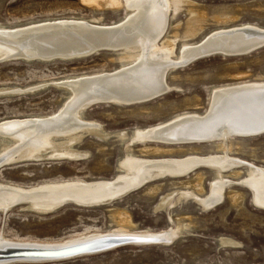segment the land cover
<instances>
[{"label":"rangeland","instance_id":"rangeland-1","mask_svg":"<svg viewBox=\"0 0 264 264\" xmlns=\"http://www.w3.org/2000/svg\"><path fill=\"white\" fill-rule=\"evenodd\" d=\"M192 2L203 7L209 14L204 28L196 36L188 38L193 43L203 38L205 41L226 27L240 24L264 26V0ZM95 3L93 0H0V26L7 31L3 35L13 36H0V47L9 46L11 50V53L4 56L1 55L3 50L0 49V124L8 119L54 115L62 107L65 98L62 90L56 86L80 77L119 69L120 63L117 59L114 60V52L105 48L80 57L49 58L47 55L51 48L46 51L34 45L32 49L31 44L19 47L18 43L12 45L10 42H17L16 34L22 35L26 29L55 26L57 21L63 19L96 20L97 26L111 27L124 21L128 15V10L123 7H111L109 3L99 6ZM223 8L224 11H221ZM231 10L234 14L229 12ZM219 14L220 17L217 16ZM187 15L188 12L183 7L167 22L169 25L180 23L183 32ZM228 18L231 19L227 20ZM168 31H171V28ZM35 34L37 33H30L33 35L30 37H39ZM181 41L184 40L176 41L179 49L183 46ZM13 53L21 55L10 57ZM176 70V76H168L173 86L162 95L139 105L133 103L124 107L113 103H100L90 107L87 116L113 133L130 131L139 126L159 125L184 113L207 114L210 111L213 87L256 82L262 78L259 75L264 76V46L241 55H207L191 60ZM20 91L27 93L21 94ZM141 106L145 108L142 109ZM115 139L111 137L109 141H105L96 136H85L79 146L89 152L86 158L30 160L3 166L0 169V182L33 187L50 182L114 179L118 174V163L123 157V149L119 147L121 143H114ZM161 144L148 143L159 146ZM99 145H105V151L99 150ZM247 145L251 150L232 155L258 167H264V132L250 135ZM142 146L141 143H135V152L140 153L139 148ZM252 150L257 158L251 154ZM211 153L216 155L218 152ZM211 153L205 148L196 153L175 151L174 155L153 154L148 155V158L180 159L188 156L205 157ZM203 166L204 164L198 165L195 169L209 171L204 175L206 178L203 180L202 190L207 193L200 192L207 201L208 196L213 194L210 187L214 178L210 170ZM226 178V187L222 190L221 199L209 208L202 207L195 197L190 196L197 194L190 188L194 182L192 176L186 175L175 180L167 177L154 178L119 199L107 204H96L97 206L69 202L49 212L25 210L19 205L8 208L6 212L1 210L0 237L27 241L62 242L93 232H108L116 227L111 213L116 207L129 211V219L138 231L163 232L183 227L180 233L168 241L128 243L105 251L48 262L5 264H264V207L257 205L253 199L255 194L259 195L264 190L249 189V186L242 183L243 180L246 181L245 175ZM155 183H160L161 187L155 194H148L147 184ZM187 185L190 187L186 188ZM234 189L239 195L236 201L230 199V193L236 192ZM170 193L174 195H171L170 202L165 203L166 208L163 206L158 210L164 196ZM180 197L182 198L178 199Z\"/></svg>","mask_w":264,"mask_h":264},{"label":"bare ground","instance_id":"bare-ground-1","mask_svg":"<svg viewBox=\"0 0 264 264\" xmlns=\"http://www.w3.org/2000/svg\"><path fill=\"white\" fill-rule=\"evenodd\" d=\"M93 1L99 6L109 3L111 7H123V9L128 10V15L124 21H120L111 27L97 26L95 24L96 20L63 21V19L57 21L54 24L55 26H51V28L58 29L60 30L58 32L65 35H60L57 32L38 35L39 37L27 35L21 42H18L20 41L19 37L24 35L23 32L22 35L21 33L16 34L18 46L24 47L31 44L32 49L35 45L47 51L49 48L54 49L60 46V43H64V46L70 44L68 49L71 51L97 45H107L108 47L105 49L114 52V60L117 59L120 63L119 69L114 70V72H101L84 76H95L90 80L80 77L67 84H64V82L62 85L58 84L60 86L56 87L62 90L61 92L65 98L62 107L54 115H38L3 121L0 124V169L3 166L30 160L63 158L77 160L86 158L89 156V152L84 151L79 146L85 136H96L105 141H109L113 137L116 138L113 140L114 143L116 141L120 142L119 147L121 150L123 149V157L118 163V174L116 176L118 181L111 183L109 179H81L50 182L33 187L0 182V211L3 209L6 212V209L14 204L19 205L22 209L37 212L53 211L69 202L84 204V206L107 204L123 197L128 193L127 190L132 187H139L154 178L167 177L175 180L186 175L188 177L192 176L194 181L193 184L192 181L189 182L192 185L191 187L187 185L186 188H193L192 190L197 194L196 196L194 194L189 195L195 197L197 203H200L204 208L213 206L221 199L222 190L227 182L226 176L242 177V175H245L246 181L243 180L242 183L249 186V189L264 190V167H258L256 164L247 161L244 163L245 160L232 155V153L247 152L249 149L247 145L249 136L264 132L261 131L264 130L263 75H259L262 78L256 80V82L213 87L211 90L210 111L204 115L200 112L184 113L159 125L139 126L130 131L124 130L113 133L108 132L100 123L90 120L87 116V110L100 103H113L120 107L133 103L139 105V103L147 101L145 98H148V96L156 95L166 88L171 89L173 84L169 82L168 76H176L174 71L177 67H182L191 60L207 56L201 55L204 52L214 50L217 52H213L211 55L233 56L247 54L258 49V47L252 48L264 42V26L240 24L230 28L226 27L218 30L205 41H203L205 39L203 38L193 43L188 38L196 36L204 28L203 25L209 15L203 7L196 3L193 4V0ZM181 7L182 9L185 7L188 12L183 32L180 23L169 25L167 22L168 19L170 22V18L176 16L178 10H182ZM221 11H224V8ZM217 16L220 17V14ZM229 19L231 18L227 20ZM169 26L171 31H168ZM67 29L73 34L66 33ZM5 32L7 31L0 26V36ZM3 36L13 37L12 35ZM179 39L184 40L181 41L183 46L180 49L177 48L176 42ZM64 46L60 47L64 48ZM0 49L3 50L2 54L0 53L1 55L5 56L11 53L9 46L3 47L2 45ZM49 54H51V51ZM49 54L47 56L50 58L51 55ZM229 87L235 88L227 90ZM26 93L27 91L21 94ZM100 97L105 99L101 100ZM196 101L197 97L195 104ZM144 108L143 106L142 109ZM135 143L143 144L139 148L140 153L135 152ZM148 143L166 145H148ZM169 144H186V146H170ZM105 148V145L98 146V149L102 152L105 151ZM205 148L210 153L217 151L218 155L211 153L205 157L188 156L180 159L162 157V159L151 160L148 158V155L173 154L175 151L185 153L195 151L196 153L197 151H203ZM251 154L254 158H257L253 150ZM201 164H204L210 170L214 178L210 187L213 194L208 196L207 201L202 196L203 193L207 192L202 190L206 178H204V175L209 171L203 169L197 171L195 168ZM147 185L146 192L148 194H155V191L161 187L160 183ZM171 195L174 194L170 193L164 196L163 202L158 205L159 207L157 206L158 210L165 203L170 202ZM230 195V199L233 201H236L239 197L237 191L231 192ZM253 199L257 205L264 207V191L260 192L259 195L255 194ZM111 213L116 227L113 228L111 225L113 229L108 232L133 233L137 229L129 219L130 214L127 209L116 207ZM182 228L165 230L159 238L164 237L171 240L181 232ZM151 231H144L145 233L142 235H150L149 238L156 239L157 237L154 236L156 234L148 233ZM0 238L10 240L4 237Z\"/></svg>","mask_w":264,"mask_h":264},{"label":"water","instance_id":"water-1","mask_svg":"<svg viewBox=\"0 0 264 264\" xmlns=\"http://www.w3.org/2000/svg\"><path fill=\"white\" fill-rule=\"evenodd\" d=\"M26 29V28H25ZM60 30L51 28L48 26L43 27H33L30 29L24 30V35L22 37H19L18 42H21L22 39L27 37V35H30V33H37V35H46L50 33L57 32L60 35H65L62 32H58ZM66 33L73 34L70 30L67 29ZM80 33V32H79ZM75 34V33H74ZM81 34V33H80ZM84 36V35H83ZM81 37V36H78ZM1 41V40H0ZM13 45H15L17 42L14 40L10 41ZM65 42V41H64ZM73 43V42H72ZM75 44V43H73ZM70 45V44H69ZM68 46H64V43H60V47L57 46L51 51V58L55 57H76V56H83V55H89L97 50H100L102 48L108 47L107 45H97L92 46L91 48L87 47L84 49H77V50H71ZM264 46V42L256 45V47L252 48H259ZM68 49V50H65ZM251 49V50H252ZM216 53L217 51L210 50L208 52H204L201 55H211L212 53ZM44 53V52H43ZM10 57H16L20 56L21 54H11ZM101 76V75H100ZM92 79L94 77H84V79ZM101 78V77H100ZM82 80V79H81ZM235 87H229V89H233ZM168 88L163 89L158 94H152V96H148V98H145V100H149L152 98H155L159 95H162L165 93ZM101 100H104L105 98L100 97ZM167 126V125H165ZM164 126V127H165ZM264 131V130H261ZM246 163V161H244ZM112 182H117V178L115 177L113 180H110ZM137 188L132 187L131 189L127 190L128 192L132 189ZM16 205V204H14ZM12 205V206H14ZM10 206V207H12ZM9 207V208H10ZM3 210V209H2ZM7 210V209H6ZM142 233H145L144 231H138L134 230L133 233L129 232H103V233H91L88 235H81L72 237L70 239L65 240L64 242H40V241H30V240H18V239H1L0 240V264L5 263H14V262H40V261H50V260H61V259H67L72 258L84 254H91L96 253L100 251L109 250L111 248L128 244V243H147V242H153V241H168L169 239H166L164 237H160L163 233L162 231H151L148 232L150 234H156V239H153V237H148L150 235H142ZM152 236V235H151ZM3 238V237H2Z\"/></svg>","mask_w":264,"mask_h":264}]
</instances>
